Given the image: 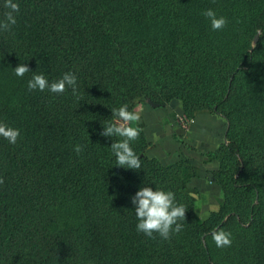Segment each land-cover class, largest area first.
I'll use <instances>...</instances> for the list:
<instances>
[{
  "label": "trees",
  "instance_id": "1",
  "mask_svg": "<svg viewBox=\"0 0 264 264\" xmlns=\"http://www.w3.org/2000/svg\"><path fill=\"white\" fill-rule=\"evenodd\" d=\"M18 2L16 25L0 32V123L20 129L15 144L0 138V264H264V0ZM65 72L76 94L27 90L34 73ZM139 95L159 107L179 99L187 119L203 109L226 119L211 177L227 200L208 219L184 191L186 162L148 155L143 129L132 143L142 168L115 165L119 138L102 125ZM145 185L185 205L180 233L137 232L130 198ZM221 229L235 234L230 247L212 241Z\"/></svg>",
  "mask_w": 264,
  "mask_h": 264
},
{
  "label": "clouds",
  "instance_id": "2",
  "mask_svg": "<svg viewBox=\"0 0 264 264\" xmlns=\"http://www.w3.org/2000/svg\"><path fill=\"white\" fill-rule=\"evenodd\" d=\"M0 3L4 9L3 18L0 19V32H8L17 23L16 17L20 11V5L18 0H0ZM203 15L213 31H220L227 24V19L224 16H217L211 8L204 10ZM30 71L25 63H19L13 68V74L20 78ZM66 88H71L73 94L78 91L77 76L73 72H65L60 79L53 82H50L43 73H34L27 80V90L30 92L47 90L59 95L64 93ZM111 111L121 123L103 124L101 134L105 137L119 138L110 145L111 154L115 157V165L126 170H139L142 168L141 158L132 147V143L138 139L141 131L138 126H134L138 125L140 114L129 111L126 105L113 108ZM19 137V128L0 123V138L15 144ZM74 150L80 153L82 146L76 145ZM130 201L134 206L137 232L149 238L158 235L161 239L167 240L171 234L180 233L183 230L184 225L181 222L185 220L187 208L177 202L174 192L156 187L153 189L145 185L135 191ZM211 239L217 248L230 247L232 244L231 233L223 229L213 231Z\"/></svg>",
  "mask_w": 264,
  "mask_h": 264
},
{
  "label": "crops",
  "instance_id": "3",
  "mask_svg": "<svg viewBox=\"0 0 264 264\" xmlns=\"http://www.w3.org/2000/svg\"><path fill=\"white\" fill-rule=\"evenodd\" d=\"M134 112L140 114L136 126L146 132L151 143L148 155L164 165L186 162L188 173L183 181L184 191L199 204L201 216L205 218L204 213L221 205L222 188L211 177L219 163L212 153L226 141V119L207 109L198 110L187 119L181 100H173L166 107L143 104ZM169 128L171 133L167 132ZM169 140L177 144L171 155L168 153Z\"/></svg>",
  "mask_w": 264,
  "mask_h": 264
},
{
  "label": "rangeland",
  "instance_id": "4",
  "mask_svg": "<svg viewBox=\"0 0 264 264\" xmlns=\"http://www.w3.org/2000/svg\"><path fill=\"white\" fill-rule=\"evenodd\" d=\"M261 32L259 31V32H257V34H256V36H255V38H254V42L252 43V46L253 47H256L257 46V42H258V39H259V34H260ZM217 81V80H216ZM174 100H179V99H174ZM150 100H148V98L146 97V96H144V95H139V96H137V97H135V99L133 100V110H132V112H134L136 109H138L139 110V108L143 105V104H145L146 102H149ZM159 107V106H158ZM174 120L177 122V119H175L174 118ZM117 121V124H120L121 123V121L119 120V119H117L116 120ZM177 124H178V122H177ZM179 125V124H178ZM134 126H136V125H134ZM178 128H181L180 127V125H179V127ZM183 130V129H182ZM167 132H169V133H171L172 132V130H171V128H169V130L167 131ZM185 132V131H184ZM173 142V143H172ZM169 143H170V145H168V147H169V154L171 155V152H172V149H174V148H176V143H175V141H171V140H169ZM177 163V162H176ZM221 188H223V187H221ZM187 193V192H186ZM188 194V193H187ZM226 200H227V196H226V194H225V192H224V190L222 189V198H221V205L216 209V208H214V211H219L220 210V208H221V206L223 205V204H225L226 203ZM216 209V210H215ZM214 211H208L206 214L204 213L203 214V216L205 217V218H203L204 220H206V219H208L210 216H211V214H212V212H214ZM231 237H232V239H234L236 236H235V234L234 233H231Z\"/></svg>",
  "mask_w": 264,
  "mask_h": 264
},
{
  "label": "water",
  "instance_id": "5",
  "mask_svg": "<svg viewBox=\"0 0 264 264\" xmlns=\"http://www.w3.org/2000/svg\"><path fill=\"white\" fill-rule=\"evenodd\" d=\"M149 103H150L151 105H153V106H158L157 104H155V103L152 102V101H149Z\"/></svg>",
  "mask_w": 264,
  "mask_h": 264
},
{
  "label": "built area",
  "instance_id": "6",
  "mask_svg": "<svg viewBox=\"0 0 264 264\" xmlns=\"http://www.w3.org/2000/svg\"><path fill=\"white\" fill-rule=\"evenodd\" d=\"M185 118V117H184Z\"/></svg>",
  "mask_w": 264,
  "mask_h": 264
}]
</instances>
